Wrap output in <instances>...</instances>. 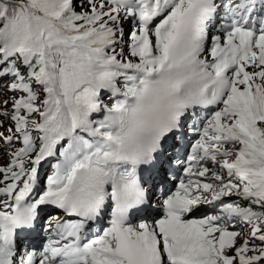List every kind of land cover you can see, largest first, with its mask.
Wrapping results in <instances>:
<instances>
[{
  "label": "snow or ice",
  "instance_id": "snow-or-ice-1",
  "mask_svg": "<svg viewBox=\"0 0 264 264\" xmlns=\"http://www.w3.org/2000/svg\"><path fill=\"white\" fill-rule=\"evenodd\" d=\"M0 160V264H264V0H0Z\"/></svg>",
  "mask_w": 264,
  "mask_h": 264
},
{
  "label": "rangeland",
  "instance_id": "rangeland-1",
  "mask_svg": "<svg viewBox=\"0 0 264 264\" xmlns=\"http://www.w3.org/2000/svg\"><path fill=\"white\" fill-rule=\"evenodd\" d=\"M0 163H4V161L3 160H0Z\"/></svg>",
  "mask_w": 264,
  "mask_h": 264
}]
</instances>
